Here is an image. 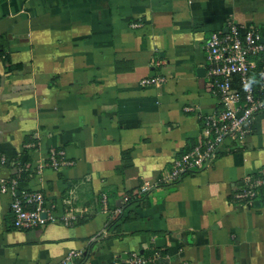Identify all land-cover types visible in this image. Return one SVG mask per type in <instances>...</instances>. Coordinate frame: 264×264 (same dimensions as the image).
I'll return each mask as SVG.
<instances>
[{
	"label": "crops",
	"instance_id": "1",
	"mask_svg": "<svg viewBox=\"0 0 264 264\" xmlns=\"http://www.w3.org/2000/svg\"><path fill=\"white\" fill-rule=\"evenodd\" d=\"M231 19L264 31V0H0V178L63 149L69 165L24 172L20 187L58 215L87 209L21 229L0 191V264H60L70 250L77 264L132 250L159 252L153 264H264V190L236 198L264 167V113L207 168L160 180L220 106L205 43ZM152 75L166 80L141 84Z\"/></svg>",
	"mask_w": 264,
	"mask_h": 264
},
{
	"label": "built area",
	"instance_id": "2",
	"mask_svg": "<svg viewBox=\"0 0 264 264\" xmlns=\"http://www.w3.org/2000/svg\"><path fill=\"white\" fill-rule=\"evenodd\" d=\"M205 49L207 85L218 97L220 106L204 117L200 140L192 149L175 159L171 169L160 179L162 182H176L187 173L207 168L228 138L243 141L252 132L255 118L264 113L263 29L259 26L246 27L231 19L225 27L211 33ZM165 80L161 75H152L143 78L141 84L155 86ZM2 162L7 163V158L3 156ZM70 163L65 150L56 147L50 149L47 160L35 166L11 161L19 176L9 179L1 177L0 191L12 197L11 211L15 227L33 229L49 222L70 223L78 219L79 213L87 211L86 208L75 209L68 199V212L58 215L54 205L47 204L41 191L20 187L24 172L41 175L47 167L57 169ZM243 180L236 198L253 205L261 190H264V167L246 175ZM107 208L105 200L102 209ZM122 211L119 208L116 213ZM81 256V251L70 250L60 264H77L75 260ZM159 257V252L149 256L142 251L132 250L113 264H153Z\"/></svg>",
	"mask_w": 264,
	"mask_h": 264
},
{
	"label": "trees",
	"instance_id": "3",
	"mask_svg": "<svg viewBox=\"0 0 264 264\" xmlns=\"http://www.w3.org/2000/svg\"><path fill=\"white\" fill-rule=\"evenodd\" d=\"M263 33H264V31H263ZM0 51H2L1 48H0Z\"/></svg>",
	"mask_w": 264,
	"mask_h": 264
},
{
	"label": "water",
	"instance_id": "4",
	"mask_svg": "<svg viewBox=\"0 0 264 264\" xmlns=\"http://www.w3.org/2000/svg\"><path fill=\"white\" fill-rule=\"evenodd\" d=\"M205 70V69H204Z\"/></svg>",
	"mask_w": 264,
	"mask_h": 264
}]
</instances>
